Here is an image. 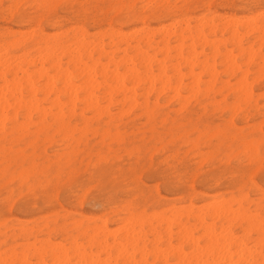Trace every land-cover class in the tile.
Masks as SVG:
<instances>
[{"label":"snow or ice","instance_id":"6c2138e0","mask_svg":"<svg viewBox=\"0 0 264 264\" xmlns=\"http://www.w3.org/2000/svg\"><path fill=\"white\" fill-rule=\"evenodd\" d=\"M201 7L198 4L172 3L0 4V13L5 21L9 18L15 21H31V27L35 33L31 41H25L21 47H14L11 46V41L18 40L19 37L10 34L6 27L3 51L4 78L6 81L12 80L9 62L14 58L21 59V54L27 48L34 46L42 35L37 22L42 23L43 17L51 18L53 12L57 16L63 13L67 21L64 25L67 32L61 33L62 39H59L58 43L71 48L79 46L73 34H78L80 30L92 23L101 21L105 24L109 21L115 23L125 17L131 19L133 16L149 13L168 14L178 18L181 14L192 15V9ZM238 7L245 9L244 14L226 21L233 55L236 56L237 63L241 65L240 72L243 74L245 62L255 61L257 50L252 41L258 38L259 75L264 81V0L241 4ZM28 62L32 63L34 68L39 67L30 60ZM19 67L23 69V64ZM15 70L14 68L13 71ZM31 70L32 68H29V71ZM20 82L22 83V78ZM243 83L241 81L240 93L244 91ZM202 95V91L195 94L187 91L168 93L172 106L179 107L181 111H187L192 102L201 103ZM28 99L30 98L25 96L18 106L13 95L6 94L4 97V114L0 119V137L3 144L2 155H0L3 161L2 172H0V215L7 221L10 213L14 215L17 209L30 208L41 200L51 209L58 211L56 215L48 218L49 231L46 233L17 229L13 233L15 236L13 239L6 232L2 244L4 254L0 257V264H264V180L258 186L255 184L257 167L260 168L261 177H264V123H261L258 133L252 131L244 136L236 135L234 126L224 129L225 137H235L227 149L223 143L218 149L205 148L201 135L205 129L196 121L191 127L181 120L171 121V127L167 121L164 125L152 127L151 137L149 138L145 133L146 143L143 144L129 143V138L123 135L124 129L117 123L115 127H109L106 130L102 145L93 149L92 161H87V157L81 160V153L78 150L60 155L58 159L49 157L44 160L37 158L35 153L25 145L29 144L33 138L32 134L41 127V122L44 126L54 128L60 123V117L55 111L48 113L47 104L40 106L43 111H39L35 103H32L31 108L25 107L24 101ZM34 100H39V94ZM261 103H264V96L261 98ZM67 107L66 105L65 109ZM151 118V116L148 117L149 121ZM156 119L158 120L159 117L157 116ZM62 122L67 126V133L73 139L80 138L79 131H72L73 124H76L77 129L80 125L74 120H69L66 111ZM140 123L143 124L144 119H141ZM149 126L150 124H145V128ZM51 130L50 128L49 131ZM185 132L187 135L183 139L190 142L187 144L186 150L190 149L187 156L183 152L176 153L175 147L171 145L160 156L161 159L169 156V160L168 170L164 178L160 180L159 191L151 186L155 181L149 179L151 173L146 164L144 169L137 167L122 169L120 172L112 171L113 153L131 151L144 160L145 153L159 149L160 143L165 138ZM61 134H64L63 131ZM201 153L206 159L210 158L213 164L222 162L227 165L221 171L231 178L235 191L231 198L218 199L208 205L204 213V222L209 226V232L197 247H186L178 243L175 238L162 239L155 249L147 246L141 249L138 242L132 241L127 246L122 244L119 247L109 242L108 247L98 249L95 243L89 241L88 237L92 233L85 231L83 221L84 212L90 204L98 198H103L107 201L106 211L111 209L112 214L130 223L142 219L146 211H151V208L147 207L149 203L162 198L168 191L193 184V177H199L201 171L202 166H197L200 163ZM194 156L195 159H193ZM236 161L246 166L237 167ZM85 162L90 164L87 171L84 170ZM199 178L202 179V177ZM128 185L134 186L142 195L123 206L115 203L112 198L114 190ZM254 190L257 195H253ZM192 192L195 194L196 188H193ZM217 216L225 221L223 229L217 226ZM234 216L242 217L245 221V231L241 234L231 231L228 222ZM178 252L185 257L183 260L176 258ZM189 255L194 258L188 259ZM162 256L164 259H161ZM144 257L149 259L146 260Z\"/></svg>","mask_w":264,"mask_h":264},{"label":"rangeland","instance_id":"374dc122","mask_svg":"<svg viewBox=\"0 0 264 264\" xmlns=\"http://www.w3.org/2000/svg\"><path fill=\"white\" fill-rule=\"evenodd\" d=\"M36 1L37 0H21L17 3L31 4V3H35ZM41 1H43V0H41ZM168 1H169V3L178 4V5H185V4L201 5L202 7L197 9V10L192 9L191 10L193 12L192 15L187 16V19L189 18L191 20L192 25H196L197 16H198L197 19H200L199 17H202L203 15L208 14V12H207L208 8L203 7L204 4L208 0H189V1H186V0H177V1L176 0H168ZM239 1H241L242 4H247L249 2H258V0H243V1L242 0H231V1L230 0L229 1L228 0H224V1L223 0H216V1L211 3L210 9L212 12H215L221 16L229 15V16L238 17L240 15H243L245 12V9L243 10V8L238 7V5L241 4ZM5 2L6 3H12V2H10V0H0V4H4ZM147 2H148L147 0H137V1L136 0H59L57 2H54L53 4L71 3V4H77V5H81V4H84V5H87V4L104 5V4H113V3L147 4ZM161 3H164V2H161ZM217 3L219 5L221 4L220 7H218L219 5H217ZM236 9L239 11H237ZM184 11L187 12V10H184ZM197 13H198V15H197ZM140 16L145 17V23L147 24V26H149L152 29V31H154L156 29L160 30L161 27H164V26L166 27V26L171 25V21L173 23L175 22L173 17H171L168 14H163V15L156 14L153 17V16H150V13H149L148 15H140ZM140 16H133L131 19L125 17L123 20H117L115 23H113V21H109L107 24L103 23L102 21L96 22V23L89 24L87 28H83L82 30H84L86 32V34L88 35L87 41H89V42L91 40L95 39V37H97L96 36V34L98 32L96 30L97 28L100 27V29L105 30V29H107L109 24H112L113 27H115L117 30L124 32V33L127 32V34L131 35L132 33L134 34L135 31H137L139 29V27L142 28L141 27L142 23L140 21H138V18ZM55 21H58L61 25L60 26L61 28L59 31H55L54 29H52V27H50V23H53ZM43 22H45V23H43ZM66 23H67V21L64 19L63 13H61V15L57 16L53 12L51 15V18H48V19H47V17L42 18V23H41L42 25L41 26L48 34L54 35L56 33L67 32V29L64 28V25ZM6 27H7V29H10L11 31H13V33H14L13 36L19 37L18 40L11 41V46H14V44L20 40L31 41V40H28L30 38L29 36H31L32 30H33L31 27V21H15V20H12L11 18H9V20L5 21L2 17V13H0V32L4 31L6 29ZM158 27H160V28L158 29ZM89 28H91V29H89ZM82 30H80L78 32V34ZM157 30L154 31V33L157 32ZM22 31H24V32H22ZM129 31H131V33ZM78 34L74 33L73 36H76ZM26 35L28 37H26ZM220 38H222L221 40H223L222 43L218 47L221 54L216 56V58H213V52L214 51H212L211 47L204 46V45L198 44V43L195 44L196 45L195 50L201 52V53L200 52L197 53V55L198 54L200 55L199 59L201 61L200 60L199 61L203 62L204 59L206 60L208 58L209 61L208 60L207 61L209 63H211L212 66H215L216 72H218L217 73V75H218L217 81H214L213 79H211V77L208 74H201V76H198L200 73L199 71H201V70L198 69L199 67H195V69H194L195 75H197L200 78V79H198V81H199L198 87L200 88V90H198V92H201V91L203 92V95L200 97V100L202 101L201 103L192 102L190 108L187 111H181L179 107L172 106L171 100H169L170 98L168 96V93L174 92L173 90H175V88H177L179 92H181L182 90L187 91L189 93L193 92L194 94L197 92L196 91L198 88L197 84L195 85L194 79L190 75H188L189 74V67H186V63H185L186 59L187 60L191 59V57L189 59V54L192 51V49L190 48L191 45L188 44L191 42V39H186L183 42V44H182V42H180L181 47L187 45L184 48L182 47L183 49L180 51L184 55L183 57H185L184 58L185 60H183V62L181 64L182 65L181 69H182V72L184 75V78L182 79L183 80L182 84H180L181 86L178 85L180 80L178 78H174L173 74L171 72H168L166 76L167 77L169 76V78H171V81L169 83L170 85L167 87L169 91H167V89H166V91L164 92V95H161L158 97V93H159L160 89L162 91L163 87L161 88V86H162V84H160L161 82H159V81L156 82L155 91H153L149 95V103L147 105L145 98H143L142 95L145 93V91L150 90L151 86H148L149 83L143 81V83L137 82L136 84H134L133 82H136V81H133L134 79H133L132 75L131 76L129 75V72L126 70V68L124 70L123 68L120 67L121 70L120 69L119 70L121 71L122 75L119 72V77L121 76V78H122V76H123V78H124L125 74L128 73L124 79L122 78V80L125 81V82H123V85H126V89L128 86L133 87V84H134V86L139 84L138 86L133 87V88H136L135 90L132 88L133 89L132 91L136 92V94L139 95V98H138L139 103H137V106H133L134 109H132V107L129 104H123L121 101V100H123V98H122L123 96L121 95V93L116 94V92H115L112 95L113 98L115 99V104L110 107V111H112V113H111L112 118L111 119L108 118L107 114H103V115L101 114L98 117H94L95 116L94 114L86 111L87 113H85V116L90 123L89 124V131L85 136H83L82 138H79V139H82L81 144L77 145L74 141H68L67 139L64 138V134H61V133L57 134V133H54L55 132L54 130H52L48 133L47 136L44 134H41L36 141V146H35L36 148L35 149L30 148L31 151L33 153H35V156L37 158H43L44 160H47L49 157H52L53 159H58L60 155H66V154L74 153L76 150H78L81 153V156H80L81 160H85V158L87 157V161H92V151L98 145H102V142L104 141V137L106 134V133L104 134V132H106L105 130H107L109 127H112V126L115 127L117 123L120 125V127L122 129H124L123 135L129 138V143L138 142L141 144L146 143V141L144 140V134L145 133L148 134L149 138L151 137V128L152 127H155L157 125H164L166 121L169 122V127H171L170 122L175 121V120H181L184 122V124L188 125L189 127L192 126L194 121L199 122L201 124V126L205 129V131L201 134L203 137V142H204L203 146L205 148L211 147L213 149H218L220 147V145L223 143L225 149H227L229 144H231L232 140L235 137H231V138L225 137L223 135V130L228 129V128H232L233 126H234L235 134L239 135V136H244L246 133L252 132V131H255L258 133L259 126L261 125V123H264V111H262V109L264 110V103H261V98H262V96H264V81L261 80L260 75L258 73L259 67L255 64L251 65V63H249V62L248 63L245 62V64L243 65V68L247 71H249V69H250L249 76L246 78V82L248 81L252 85L250 83L246 84L244 82L245 80L242 79V77H243L244 73H246L247 71L243 72V74H241V72H240L241 65H239L237 63V58L234 59L235 56L233 55V46L231 44L230 36L226 34L222 37V35L219 34V39ZM213 39L214 38H210L209 40H213ZM253 41L255 42V40H253ZM253 41H252V43H254ZM105 42H106L105 44L109 46L110 38L107 37L105 39ZM171 42L168 45L163 44L161 35L157 34L155 37V42L153 44V49L151 47L146 46V45H142L141 48L139 47L140 49H142V51L144 49L145 52H150V54L154 55L155 58L159 60V61L156 60L157 63L154 64V69H153L154 76H157L156 74H160L159 68H160L161 62L163 61L162 59L165 60L164 55H166V60L163 62H165L167 64L169 71H171V69L176 67V65L180 61V59H179L180 56L178 55L179 49H177V48L181 49V47H179V42H177L175 39H173ZM175 44H176V46H175ZM192 44H193V42H192ZM156 45L161 47L162 50L160 48L158 49V47ZM132 46L135 47L134 44H132ZM132 46L130 48H128V47H126V45H123V44L119 45V47H118L119 49H117V52L122 55L123 54L122 51L126 47L125 50L128 52L130 57L135 58L137 56V54L135 55L136 50L131 49V48H133ZM168 46H169V49H168ZM173 46H175L177 48H173ZM192 46H194V45H192ZM162 47L165 49H168L169 51L166 50L167 52L165 54L164 53L165 50ZM226 47H227L228 51L226 50ZM249 47H251V45H249ZM202 48H204V50H202ZM256 48H258V47L256 46ZM173 49H175V50H173ZM230 49H231V52L233 55L232 64H234V66H235V64H236V66L237 65L240 66L239 71L238 70L236 71L234 77H229L230 73H228L226 71V69H227L226 67L228 66V69H229V66L231 67L232 64L230 65L227 62H223V60H224L223 58L225 56L224 54L226 53V51L229 52ZM108 50H109V48H108ZM156 51H158V52H156ZM180 52H179V54H180ZM184 52H186V53H184ZM177 55H178V58L176 57ZM177 59H179V60H177ZM65 63H66V61H65ZM103 63L106 64L107 61H103ZM174 64H175V66H174ZM135 66L139 67L140 61L137 60L135 63ZM234 66L231 70H234L237 68V67L234 68ZM141 72L143 73L144 70H141ZM169 74H171V75H169ZM223 75H224V77H223ZM129 76H130V79H129ZM189 76H190V78H189ZM142 77L144 78V74ZM238 77H240L241 79H238ZM253 78H255V80L258 78V81L257 82L254 81ZM177 80H179V81H177ZM190 80H193V81L191 82ZM206 80H209L210 82H208ZM237 80L239 82L241 80L246 84V88H245V85L243 87V88H245L244 93H240V89L239 90L237 89L238 91L233 90L234 88L236 89V88L241 87L240 86L241 84L237 83L238 82ZM260 80H261V83H260ZM188 81H190V82L188 83ZM210 83H212L214 85V87ZM114 84L116 85V83L114 81L110 82L108 87H106L107 91L109 88H112V86ZM157 84H159V85H157ZM208 84H209V86H208ZM123 85L118 84L115 87H118L117 89H119V87L120 86L122 87ZM191 85H193L194 87ZM210 85H211V88H210ZM172 86H174L175 88ZM254 86H256V87L254 88ZM189 87H190V89H189ZM206 87H208V88H206ZM212 87H213V89H212ZM217 87H219V88H217ZM170 88L171 89L174 88V89L171 91ZM113 89H115V88L113 87ZM129 89H131V88H128V92H132ZM177 89H176V91H177ZM194 89L196 92L194 91ZM248 89H251V91L249 90L250 96H248V94H247L246 95L247 97L245 99V97L243 98V96L246 93V91H248ZM110 91L111 90H109L108 92H110ZM112 91H114V90H112ZM176 91H175V93H176ZM103 92H106V91L102 90L101 92H97L96 95H98L99 97L102 98V97H104L103 94H101ZM241 94H243V96ZM80 95L81 96L79 97V102H78V109L79 110L84 108V104H82L81 101L82 100L84 101L85 98L88 97L87 93H85V92H82ZM84 95H85V97H84ZM224 95H226V96H224ZM83 97H84V99H81ZM161 97H162V99H161ZM231 97H233V98H231ZM248 98H249V100H248ZM39 99L42 100L43 105L47 104L50 107V102L53 98L50 101H45V100L43 101V95L42 96L40 95ZM157 99H158V101H157ZM185 99L187 101V98H185ZM154 101H155V103H153ZM218 101H221V102H218ZM105 105H107V104L103 103V106H105ZM144 105H147L148 108H146V106H144ZM238 106H241V109L238 108L239 112L237 114L235 112H237ZM129 108L131 109V113L128 115V113L130 111H124V109L130 110ZM233 108H235V111ZM250 110H252V111H250ZM122 111L125 112V115L123 114ZM119 112L122 114L119 115ZM228 113H230V114H228ZM126 114H127V116H126ZM232 114H233V116H235V115L236 116L233 118ZM90 115L92 117H87ZM149 116L152 117L151 121H149V119H148ZM157 116L159 117L158 120L156 119ZM240 116H242V117L240 119H238ZM92 118H94V119H92ZM114 118H115V120H114ZM97 119H99V120H97ZM141 119H144L143 124L140 123ZM73 120L77 122L76 119H73ZM92 120H94V121H92ZM78 124H80V123H78ZM145 124H150V126L148 128H145ZM231 124H233V125H231ZM73 125L75 126L76 124H73ZM80 128H81V125H80ZM79 133H80V131H79ZM89 133H90V135H89ZM186 135H187V133L185 132V133H181L179 135H176L174 137L165 138L163 140V142L160 143L159 149H153L151 151V153H147V152L145 153L146 159H144V160H141L139 158L138 154L134 155L131 151H124V152H120L119 154L113 153L114 167H112V171L120 172L122 169L128 170V169H135L137 167L144 169V166L146 164L148 166V170L151 173V175L149 176V179L155 181V183L151 186L154 187L157 191H159L160 180L162 178H164L165 172L168 170V163L167 162L169 160V156H164L163 159H161L160 156L163 154V151L167 147H169L170 145L175 147L176 153L183 152V154L185 156H187V152L190 151V149L186 150L187 144L190 142L185 141L183 139V137ZM80 136H81V134H80ZM46 137H48L47 140H46ZM257 143H258V141H257ZM26 145H25V147H26ZM195 158L196 157H193V159H195ZM257 160H258V157H257ZM199 161H200V163L197 166L198 167L202 166L200 174H199V177H202V179L197 177V176H194L192 186L191 185H189L187 187L182 186L180 188L168 191L167 194L164 195L162 198H157L154 203H149L147 205L148 208H151V211H146L145 216H146L147 221L145 220L146 223L144 224L143 227H144V233L145 234L147 233L146 235H147L148 239L151 238L150 243L148 244V247L150 246V248L155 249L157 246V245L155 246L156 242L153 239L152 228L154 229V228L158 227L159 226L158 223L160 222V220L157 219V221H156V219H155L156 217H154L153 215L160 214L164 211L170 210V209H172V207L173 208L175 207L178 209L179 208L181 209L183 207L184 209H187L193 205V208L195 210H199L200 207L201 208L206 207L208 203H211V202L216 201L218 199L222 200L226 197L231 198V196L233 195V192L235 191V189L232 185L231 178L229 176L224 175L223 172L221 171V169L224 167H227V165H224L222 162H217V163L213 164L211 159L210 158L206 159V157L203 153L200 154ZM236 165H237V167H245L246 166L245 164H242L240 161H236ZM89 167H90L89 162H85L84 163V170L87 171L89 169ZM160 173H162V174H160ZM262 180H264V177H261L260 168L257 167L255 170V184L258 186ZM204 181H206V182H204ZM193 188H196L195 194H193V192H192ZM114 191H115V193L114 192L112 193L113 201L115 203L121 205V206L128 203L130 200L136 199L137 196L142 195L141 193H138L136 191L134 186H131V185L117 187ZM122 195H123V197H122ZM253 195H257L255 190L253 192ZM193 196H195V198H193ZM106 203H107V201L104 200L103 198H98L97 201L93 202L92 204H90L88 206L87 210L84 212V217L91 216L92 218H94V220H98L101 217L102 221H106L110 230H112L113 228L116 229L118 227L117 224H118L119 220H122L123 218L118 216V215L112 214L111 209H108L106 211L105 210ZM43 205H44V207H43ZM163 208H164V210H163ZM27 210H29V211H27ZM57 211H58L57 209H51L48 205L46 206V204H44V202L41 200L38 203H34L30 208H26L25 210L24 209H17L16 210L17 213L15 212L14 215H12L10 213L7 221L4 219V217L2 215H0V254H3L2 244H3V240L5 239V233L6 232L8 233L9 236H11L14 239L15 236L13 235V233H15L17 231V229L20 230L21 225L23 224L24 228H26L29 231L35 230L38 233L39 232H45L46 233L49 231L48 218L56 215ZM19 212L22 214H20ZM25 214L26 215L28 214L29 216L28 215L26 216ZM149 215L154 217V220ZM236 217H238V216H236ZM106 218H107V220H106ZM233 219H231V220H233ZM240 219L242 220V217H239V220L236 219L235 221L234 220L229 221V222H233L232 223L233 225L231 227L232 232H234V233L236 232L237 234H241L245 231V229H244L245 228V221L241 222ZM183 222L184 223L186 222L185 217H183ZM234 222H236V223H234ZM150 223H152L153 227H151ZM193 224H194V222H193ZM224 225H225L224 220L222 222H217V226L221 229H223L222 226H224ZM161 229L163 231H165L164 229H166V226H162ZM176 230L178 231V229L175 227L174 232H177ZM201 233H202L201 229H198L197 236H200ZM186 247H188V246H186ZM179 255L176 256V258L178 260H180V256H181V255L180 256ZM191 257L194 258L193 256H191ZM191 257H188V259H191ZM147 259H149V257H147Z\"/></svg>","mask_w":264,"mask_h":264},{"label":"bare ground","instance_id":"6f19581e","mask_svg":"<svg viewBox=\"0 0 264 264\" xmlns=\"http://www.w3.org/2000/svg\"><path fill=\"white\" fill-rule=\"evenodd\" d=\"M19 1H21V0H10V2H12V3H17ZM57 1H59V0H43V1L37 0L35 3H51V4H53L54 2H57ZM147 1H148L147 4L161 3V2L169 3L168 0H147ZM186 1H189V0H186ZM214 1H216V0H208L207 2L205 1L206 3L204 5L211 6V3ZM239 2L241 3V1H239ZM217 5H219V4L217 3ZM220 5L218 7H220ZM207 8H208L207 9L208 14L203 15L202 17H199L200 19H197L198 18V16H197L196 25H192L191 20L189 18L187 19L186 15L181 14L178 18H173L175 21L174 23L171 21V25L166 26V27L165 26L161 27L160 30L156 29L157 32H155V33H154V31H156V30L152 31V29L149 26H147V24L145 23V17L144 16H142V17L140 16L138 18V21H140L142 23V26H141L142 28L139 27V29L137 31H135L134 34L132 33L131 35L127 34V32L126 33L121 32V31L117 30L115 27H113L112 24H109L107 29H105V30L100 29V27L97 28L96 29L98 31L96 34L97 37H95V39H93L89 42V41H87L88 35L86 34V32L84 30H82L78 35L74 36V38L76 40H78L79 46L78 47L73 46L71 48H66L65 45L58 43V40L62 39L61 33H56L54 35L48 34L42 28L41 22L38 21L37 27L40 28V32L42 33V35L34 43L33 47L27 48L21 54V59H15L14 58L13 61L9 62V72L12 76V80H10V81H6L4 78L5 60H4V56H3V51L5 48V44H4V32L6 30L5 29L4 31L0 32V119H2L3 114H4V97L6 94L13 95L16 98V102H17L18 106H19L20 101L24 100L25 96L29 97L30 99L24 101L25 107L31 108L32 103H35L36 107L39 111H43V109L40 107L43 104H42L41 99H39L38 101L34 100V98L37 96V94H39V97H40V95L41 96L43 95V101L44 100L50 101L53 98L50 102V107L48 106V108H47V111H48V113H52L53 111H55L56 115L58 117H60V123H58L57 126L53 128L52 126H44L41 122V127L39 129H37V131L35 133L32 134L33 138L30 140L29 144L26 145V147L35 149L36 148L35 147L36 141L39 138V136L41 134H44L47 136L48 133L50 132L49 131L50 128L55 131L54 133H57V134L58 133L60 134L63 131L65 139H67L68 141H74L77 145H79V144H81L82 139H73L72 136L67 133V126L65 124H63V122H62L63 115L65 114V111L68 115L69 120L76 119L77 122L80 123L79 125H81V128L77 129L76 125L75 126L72 125V131L73 132L80 131V134H81L80 138H82L89 131V124L90 123L85 116V113H87L86 111L94 114L95 115L94 117H98L101 114L102 115L107 114L108 118H110V119L112 118L111 117L112 111H110V107L115 104V99L112 96L113 93H115V92H116V94L121 93V95L123 96L122 97L123 100H121L122 103L123 104H129L132 107V109H134L133 106H137V103H139V101H138L139 95H137L136 92L132 91L133 89L134 90L136 89L133 87L139 85V84H137L134 86V84H136L137 82L143 83V81H145V82L149 83L148 86H151L150 90L147 89L148 91H145V93L142 95V97L145 98L147 105L149 103V95L153 91H155L156 82H158V81L161 82L160 84H162V86L161 85L160 86H161V88L163 87L162 91L160 89L161 92L159 91L158 97L161 95H164V92L166 91V89H167V91H169L167 87L170 85L169 83L171 81V78H169V76L168 77L166 76L168 72H171L173 74L174 78H178L180 80V81L177 80V81H179V84L177 82L176 83L179 86H181L180 84H182V81H183L182 79L184 78V75H183V72L181 69V66H182L181 64H182L183 60H185L184 59L185 57H183L184 55L180 51L187 45L182 46L183 47L182 48L180 46V42H182V44H183V42L186 39H191V42L188 44L191 45V46L190 45L189 46L192 49V51L189 54V59H190V57H191V59L190 60L186 59V62L185 61L184 62L186 63V67H189V74L188 75H190L194 79V84L195 85L197 84V87L199 86L198 85L199 84L198 79H200V78L198 76H201V74H208L211 77V79H213L214 81H217V77H218L217 73L218 72H216L215 66H212L211 63L208 62L209 61L208 58L206 60L204 59L203 62H200L201 61L199 59L200 55L199 54L197 55V53L200 51L195 50V46H196L195 44L198 43V44H202L204 46L211 47L212 51H214L213 52V58H216V56L221 54L218 47L223 41V40H221L222 38L219 39V34H221L222 37L226 34L228 35L226 21H228L230 18H237V17L229 16V15L221 16L215 12H212L210 7H207ZM237 11H239V10H237ZM155 15L156 14L150 13V16L154 17ZM47 19H48V17H47ZM45 22H43V23H45ZM60 26L61 25L58 21L50 23V27H52V29H54L55 31H59L61 28ZM159 28L160 27H158V29ZM89 29H91V28H89ZM7 31L10 34L14 35L13 31H11L10 29H7ZM22 32H24V31H22ZM129 32L131 33V31H129ZM157 34L161 35L163 44L168 45L173 39H175L177 42H179V47H181V49L175 47L176 44H175V46H173V48L179 49V52H180V54L178 52V55L180 56V58H179L180 61L178 62L176 67H174L173 69H171V71H169L167 64L165 62H163L166 60V55H164L165 60L161 58L163 61L161 62L160 68H159L160 74H156L157 76H154V72H153L154 64L157 63V61H159V60L156 59L154 55L150 54V52H145L144 49L142 51V49H140V48L142 45H146V46L151 47L153 49V44L155 42V37ZM34 35H35L34 30H32L31 36H29L30 38L28 40H32V37ZM26 37H28V36L26 35ZM107 37L110 38L109 46L105 44L106 43L105 39ZM210 38H214V39L209 40ZM192 42H193V44H192ZM24 43H25V41H22V40L17 41L14 44V47L15 46L21 47V46H23ZM122 44L126 45V47H128V48H130L132 46V44H134L135 47L132 46L133 48H131V49L136 50L135 55L137 54V56L135 58L130 57L128 52L125 50L126 47L125 48L123 47L125 51L124 50L122 51L123 52L122 55L120 53H118L117 49H119L118 48L119 45H122ZM253 44H255L258 48H256L257 55L255 58V61L251 62V65L255 64L259 67L260 59H259L258 38L255 40V42ZM192 45H194V46H192ZM156 46L158 47V49L159 48L161 49V47H159L158 45H156ZM108 48H109V50H108ZM163 49L165 50L164 53L166 54V52L169 51L168 50L169 46H168V49H165V48H163ZM173 50H175V49H173ZM202 50H204V48H202ZM226 50H227V47H226ZM158 51H156V52H158ZM227 51L224 54L225 55L223 58L224 60L223 59L222 60H223V62H227L231 65L233 62V58H232L233 55H232L231 49L229 52H227ZM184 53H186V52H184ZM178 55L176 56L177 58H178ZM235 58H236V56L234 57V59ZM179 59H177V60H179ZM29 60L31 62H34L36 65H39V67L38 68L32 67V63L28 62ZM137 60L140 61L139 67L135 66V63ZM65 61H66V63H65ZM103 61H107V63L105 64V63H103ZM20 64H23V69H21L19 67ZM175 64H174V66H175ZM233 66H234V64H232L231 67L229 66V69H228V66L226 67L228 69V70L226 69V71L228 73H230L229 77H234L236 71L237 70L239 71L240 66H238V65L236 66V64H235L234 68L235 67H237V68L234 70H231L233 68ZM120 67L123 68L124 70L126 68V70L129 72V75L130 76L132 75V77L134 79L133 81H136V82H133L134 83L133 87L128 86L126 89V85H123V82H125V81L122 80L123 76H122V78H121V76L119 77V72L121 73ZM195 67H199L198 69L201 70V71H199L200 73L198 76L195 75V70H194ZM14 68L16 69L15 71H13ZM29 68H32V70L29 71ZM141 70H144V72L142 73ZM246 71L247 70H245L244 72H246ZM17 72H19V77H17ZM127 74H125V76ZM143 74H144V78L142 77ZM121 75H122V73H121ZM169 75H171V74H169ZM224 75H223V77H224ZM125 76H124V78H125ZM130 76H129V79H130ZM190 76H189V78H190ZM248 76H249V71L244 73V75L242 77V79L245 80L244 82L246 84L250 83L248 81L246 82V78ZM21 78H22V83L20 82ZM253 80L257 82L258 78L256 80H255V78H253ZM113 81L116 83V85L120 84L123 86L122 87L120 86L121 88L119 87V89H117L118 87H115L116 86L115 84H114L115 86L111 85L112 88L108 89V91L109 90H111V91L108 92L106 87H108L109 83L113 82ZM190 81L192 82L193 80H190ZM190 81H188V83ZM206 81L210 82L209 80H206ZM237 83L241 84V80H240V82L238 81ZM245 83H243V87L245 85V88H246ZM260 83H261V80H260ZM210 84H212V83H210ZM157 85H159V84H157ZM191 86H193V85H191ZM208 86H209V84H208ZM113 87L115 89H113ZM172 87H174V86H172ZM190 87H189V89H190ZM213 87H214V85H213ZM213 87H212V89H213ZM255 87L256 86H254V88ZM128 88H131L129 90L132 92H128ZM174 88H172V89L170 88L171 91ZM206 88H208V87H206ZM210 88H211V85H210ZM217 88H219V87H217ZM240 88L241 87L236 88V89L234 88L233 90L236 91L237 89L239 90ZM245 88H244V91H245ZM176 89L177 88H175V90H173V91L175 92ZM102 90H104L106 92L101 93L104 96L101 98L98 95H96V93L101 92ZM112 90H114V91H112ZM198 90H200L199 87L196 90L197 92L194 89V91L196 93H198ZM249 90L251 91V89H248V91H246L244 96H243V94H241L243 96V98L245 97V99H246L247 94H248V96H250ZM177 91H178V89H177ZM177 91H176V93H179V91L178 92ZM244 91H243V93H244ZM82 92L87 93L88 97H86L84 101L83 100L81 101L82 104H84V108L79 110L78 109V102H79V97L81 96L80 94ZM224 96H226V95H224ZM84 97H85V95H84ZM84 97L81 99H84ZM231 98H233V97H231ZM161 99H162V97H161ZM248 100H249V98H248ZM157 101H158V99H157ZM218 102H221V101H218ZM103 103L107 104V105H105L106 107L103 106ZM153 103H155V101ZM66 105L68 107L65 109ZM147 105H144V106H146V108H148ZM235 108H233L234 111H235ZM238 108L241 109V106L237 107V112H235L237 114L239 112ZM124 111H130L128 113V115L131 113V109L130 110L124 109ZM250 111H252V110H250ZM121 114L122 113L119 112V115H121ZM123 114L125 115V112H123ZM228 114H230V113H228ZM126 116H127V114H126ZM232 116H233V114H232ZM235 116H233V118ZM87 117H92V116L90 115ZM241 117L242 116H240L238 119H240ZM92 119H94V118H92ZM97 120H99V119H97ZM114 120H115V118H114ZM92 121H94V120H92ZM231 125H233V124H231ZM105 133L106 132H104V134ZM47 138L48 137H46V140H47ZM2 151H3V144H2V137H0V155H2ZM2 165H3V161H2V159H0V172H2ZM160 174H162V173H160ZM204 182H206V181H204ZM114 193H115V191H114ZM122 197H123V195H122ZM209 204L210 203H208L207 206L205 205L206 207H202V208L200 207L199 210H195L193 208V205L191 207L189 206L190 208H187V209H184L183 207L181 209L180 208L178 209L175 207L173 208L171 206L172 209H170V210L164 211L160 214L155 213L156 215H153V216L156 217L155 218L156 221H157V219L160 220L159 223L157 222L159 224V226L154 228V229L152 228L153 239L156 242L155 246L158 245L162 239L172 240L175 238L178 241V243H182V244H184L190 248L197 247L201 243L202 239L205 237L206 233L209 232V226L207 224H205V222H204V213L206 212ZM43 207H44V205H43ZM163 210H164V208H163ZM27 211H29V210H27ZM20 214H22V213H20ZM150 217L153 218V220H154V217H152V216H150ZM183 217H185V219H186L185 223L183 222ZM233 218L232 219L234 221L236 219L239 220V217L234 216ZM106 220H107V218H106ZM145 220H146L145 215L142 219H139V220L131 222V223L126 219H122V220H119V222L117 224L118 227L116 229L113 228L114 230L113 229L110 230L106 221H102L101 217L98 220H94V218H92L91 216H86L83 223L85 224V231L92 233V235L88 237L89 241L95 243L98 249H103L105 247H108L109 242L112 245H116L117 247H119L122 244L127 246L130 241L138 242L141 246V249H143L145 246L148 247V244L150 243V240H151V238L148 239V237L146 235L147 233L146 234L144 233V227L143 226L147 221V220L146 221ZM233 220H231V221H233ZM192 221L194 222V224ZM216 221L222 222L223 220H221L220 217L217 216ZM240 221L242 222V221H244V219L242 218V220L240 219ZM236 222H234V223H236ZM228 223H229L230 228H231L233 225L232 224L233 222H228ZM150 225H151V227H153L152 223H150ZM162 226H166V229H164L165 231H163L161 229ZM224 226H222V228H224ZM175 227L178 229V231L176 230L177 232H174ZM198 229H201V231H202L200 236H197ZM20 230L29 231L26 228H24L23 224L21 225ZM29 232H31V231H29ZM3 254H0V257H2ZM179 254L180 253L178 252L177 255H179ZM188 257H191V255L187 256V258ZM184 258H185L184 256H182V255L180 256V260H183ZM144 259H147V257H144ZM161 259H164V257L162 256ZM191 259H193V258L191 257Z\"/></svg>","mask_w":264,"mask_h":264}]
</instances>
